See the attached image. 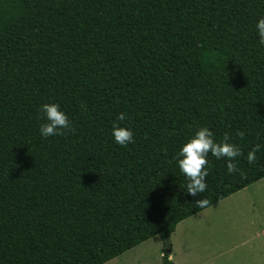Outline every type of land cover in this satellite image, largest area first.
<instances>
[{"label":"trees","instance_id":"1","mask_svg":"<svg viewBox=\"0 0 264 264\" xmlns=\"http://www.w3.org/2000/svg\"><path fill=\"white\" fill-rule=\"evenodd\" d=\"M261 18L264 0H0V264H103L156 235L174 264L179 222L264 177ZM45 103L75 131L43 137ZM201 127L244 175L209 153L192 197L178 154Z\"/></svg>","mask_w":264,"mask_h":264},{"label":"rangeland","instance_id":"2","mask_svg":"<svg viewBox=\"0 0 264 264\" xmlns=\"http://www.w3.org/2000/svg\"><path fill=\"white\" fill-rule=\"evenodd\" d=\"M170 242L176 264H264V177L179 222ZM162 252L156 235L103 264H163Z\"/></svg>","mask_w":264,"mask_h":264},{"label":"clouds","instance_id":"3","mask_svg":"<svg viewBox=\"0 0 264 264\" xmlns=\"http://www.w3.org/2000/svg\"><path fill=\"white\" fill-rule=\"evenodd\" d=\"M256 27L260 43L264 44V18L258 20ZM41 112L44 114L46 121L40 125L39 129L43 137L64 135L66 132L75 131V129L71 127L67 115L60 110L58 104H42ZM124 120L125 114H118L112 129L115 142L121 146H127L129 143L134 142L133 132L126 127L120 126L119 122ZM237 135L243 137L244 132L238 130ZM260 147V144H256L248 152L247 160L249 164L255 163L257 159L256 153L260 150ZM209 153L217 159L227 158L228 173L235 174L240 172L234 160L237 156L242 154L241 149L236 144L229 142V135L226 133L223 140L217 142L214 140L213 133L209 128H199L195 135L181 147L178 154L179 168L188 179L186 191L187 194L192 197L200 196V194L204 193L207 189L206 177L208 176V172L205 169L208 164L207 156ZM240 174L242 176L244 175L243 172H240ZM208 204L209 200L206 197L195 200V205L200 209L207 207Z\"/></svg>","mask_w":264,"mask_h":264},{"label":"crops","instance_id":"4","mask_svg":"<svg viewBox=\"0 0 264 264\" xmlns=\"http://www.w3.org/2000/svg\"><path fill=\"white\" fill-rule=\"evenodd\" d=\"M169 258H172V253L171 252H170ZM172 261H173L174 264H176V262H174L173 258H172Z\"/></svg>","mask_w":264,"mask_h":264}]
</instances>
